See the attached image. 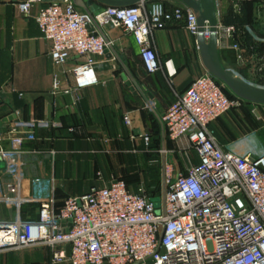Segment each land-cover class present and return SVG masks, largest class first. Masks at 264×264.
<instances>
[{
    "label": "built area",
    "instance_id": "obj_1",
    "mask_svg": "<svg viewBox=\"0 0 264 264\" xmlns=\"http://www.w3.org/2000/svg\"><path fill=\"white\" fill-rule=\"evenodd\" d=\"M14 1L20 14L33 18L50 42L55 67H64L74 57L86 59L72 70L74 89L64 91L77 100L79 91L100 82L96 59L113 47L105 29L134 37L150 71L158 69L151 40L156 31L179 26L193 37L200 33L191 8L182 4L169 9L164 0L106 7L98 15L81 10L74 0ZM217 30L219 46L238 50L233 43L236 26L218 21ZM61 90L56 75L54 91ZM241 103L207 73L168 107L162 122L169 139L174 143L187 139L199 163L181 168L166 160L164 202L163 179L159 198L144 186L134 192L123 179H116L109 186L69 197L62 206L54 195L39 199L37 220L20 215L23 163L18 151L35 136L15 129L13 150L0 151V158L18 184V213L14 220H5L0 198V253L46 248L55 264H264V156L226 151L209 130ZM126 120L131 125L129 116ZM142 139L150 152L151 137ZM161 154L166 157L167 152Z\"/></svg>",
    "mask_w": 264,
    "mask_h": 264
},
{
    "label": "crops",
    "instance_id": "obj_2",
    "mask_svg": "<svg viewBox=\"0 0 264 264\" xmlns=\"http://www.w3.org/2000/svg\"><path fill=\"white\" fill-rule=\"evenodd\" d=\"M56 1L61 0L46 4ZM215 1L218 21L237 28L233 43L238 50L219 46L222 65L242 83L264 90V0ZM104 33L141 92L131 91L122 78L123 66L108 53L96 59L99 84L79 91L77 100L64 91L74 89L72 70L86 59L74 57L64 67H55L51 44L36 21L21 15L14 0H0V151L13 150L15 129L35 136L18 150L23 163L20 215L25 220L38 219L39 199L54 195L62 206L65 199L116 179L134 192L142 186L150 190L160 175L163 179L164 158L181 168L199 163L187 139L172 142L162 122L178 95L209 73L197 37L179 26L156 31L151 40L158 69L150 71L134 37L110 29ZM56 75L62 87L57 93ZM209 130L226 151L264 156V105L242 101ZM144 135L151 137L150 152ZM17 185L0 158L5 220L17 216ZM0 264L55 263L49 249L30 248L0 253Z\"/></svg>",
    "mask_w": 264,
    "mask_h": 264
},
{
    "label": "water",
    "instance_id": "obj_3",
    "mask_svg": "<svg viewBox=\"0 0 264 264\" xmlns=\"http://www.w3.org/2000/svg\"><path fill=\"white\" fill-rule=\"evenodd\" d=\"M157 0H74L77 7L83 9L86 13L98 15L106 7L127 8L134 7L142 2H151ZM179 3L191 8L197 16L200 33L197 37L198 46L201 51L202 59L207 71L221 82L225 88L234 96L242 101L264 105V90L254 89L240 80L233 77L222 65L219 52L218 39V16L215 0H177ZM206 28L209 30L206 35ZM104 35V33H102ZM105 36V35H104ZM113 54L124 68L122 75L126 85L133 92H141L137 82L133 79L131 73L123 64L121 58L113 47L107 51V54ZM166 159H163V202L165 200V172Z\"/></svg>",
    "mask_w": 264,
    "mask_h": 264
},
{
    "label": "trees",
    "instance_id": "obj_4",
    "mask_svg": "<svg viewBox=\"0 0 264 264\" xmlns=\"http://www.w3.org/2000/svg\"><path fill=\"white\" fill-rule=\"evenodd\" d=\"M169 9L172 8L168 4L166 5ZM229 94V93H228ZM229 96H231L229 94ZM162 188L161 183L157 184V187H153L149 190V193L152 195V197L159 198L161 196Z\"/></svg>",
    "mask_w": 264,
    "mask_h": 264
},
{
    "label": "rangeland",
    "instance_id": "obj_5",
    "mask_svg": "<svg viewBox=\"0 0 264 264\" xmlns=\"http://www.w3.org/2000/svg\"><path fill=\"white\" fill-rule=\"evenodd\" d=\"M165 5H167V3L165 2ZM226 89V88H225ZM227 90V89H226ZM227 92H228V90H227ZM161 183L162 184V176L160 175V177H159V179H156V183ZM157 183V184H158ZM157 184L154 186V187H157ZM157 205H158V207H160L161 208V205H162V203H161V200L160 199H157Z\"/></svg>",
    "mask_w": 264,
    "mask_h": 264
}]
</instances>
